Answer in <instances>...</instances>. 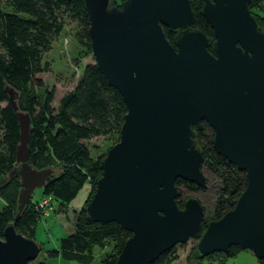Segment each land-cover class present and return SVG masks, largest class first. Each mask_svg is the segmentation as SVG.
I'll return each instance as SVG.
<instances>
[{"label": "water", "instance_id": "water-1", "mask_svg": "<svg viewBox=\"0 0 264 264\" xmlns=\"http://www.w3.org/2000/svg\"><path fill=\"white\" fill-rule=\"evenodd\" d=\"M88 19L89 52L125 107L117 141L100 160L85 203L90 222H114L129 235L112 264H150L176 244L195 239L198 258L230 246L264 259V31L249 0H201L213 40L191 27L188 0H79ZM163 27L174 33L172 43ZM211 45V50H208ZM18 128L16 214L52 169L29 165V116L5 87ZM204 120L214 151L244 172L231 209L202 226L194 196L175 202L179 178L203 187L201 151L193 138ZM40 249L6 224L0 264H28Z\"/></svg>", "mask_w": 264, "mask_h": 264}, {"label": "trees", "instance_id": "trees-1", "mask_svg": "<svg viewBox=\"0 0 264 264\" xmlns=\"http://www.w3.org/2000/svg\"><path fill=\"white\" fill-rule=\"evenodd\" d=\"M122 1L110 0V5L119 6ZM188 2L193 15L191 27L201 30L212 41L211 28L200 14L201 0ZM247 6L264 31V0H249ZM65 19L77 24V43L89 52L88 19L79 0H5L0 7V103H4L0 106V199L3 202L0 207V237L3 227L11 223L23 236L34 238L35 224L41 217V213L34 209L37 200L32 202L30 195L14 220L20 185L18 177L8 176V173L16 165L14 152L18 128L7 104L6 86L16 92L18 109L29 116L27 162L36 169L50 168L53 171L40 188L39 199L50 197L60 206L70 203L85 182L89 181L93 188V180L100 173L101 159L93 158L81 141L118 134L125 113L119 93L107 83L94 63L85 64L74 87L60 96L55 108L51 105L53 89L47 90L37 75L48 71V63L42 61V54L64 28ZM163 32L172 43L174 33L166 27H163ZM208 50H211V45ZM40 88L44 91L40 92ZM193 138L202 155L200 169L205 166L214 172L216 180L212 184L215 199L210 213L206 214L202 207L201 224L204 226L208 220L219 218L233 207L245 186V178L214 151L212 130L204 120L194 131ZM174 184L179 189L175 199L179 208L186 198L182 195L181 186L193 191L206 188V184L198 187L179 178L174 180ZM128 235L114 222L88 221L82 208L75 216L73 230L60 238L58 248L48 254L88 264L95 246L104 249L111 242V253L106 254L100 264H112ZM238 249L230 246L222 254L231 257ZM172 250L173 246L150 264H169L175 259L171 255ZM202 258H198L193 250L187 261ZM259 261L264 264V259Z\"/></svg>", "mask_w": 264, "mask_h": 264}, {"label": "rangeland", "instance_id": "rangeland-1", "mask_svg": "<svg viewBox=\"0 0 264 264\" xmlns=\"http://www.w3.org/2000/svg\"><path fill=\"white\" fill-rule=\"evenodd\" d=\"M4 2L5 0H0V7H2ZM76 31L77 24L65 19L64 28L42 54V61L47 62L49 68L47 72H43L37 76L41 79L47 90L53 89L51 105L54 108L57 106L60 96L74 87L80 77L82 67L87 63H94L91 54L77 43ZM43 91L44 89L40 88V92ZM3 104L1 102L0 106ZM117 137L118 134L112 133L108 136L91 137L82 140L81 143L89 150L93 158L98 157L102 159L107 149L117 141ZM200 170L206 179V188L193 191L181 186L183 189L182 195L183 197H196L199 203H201L204 212L209 214L215 199V193L212 188V184L216 181L215 174L205 166ZM240 174H244V172L240 171ZM93 188L89 181L85 182L82 189L78 191L81 194V198H77L76 194L71 202L65 206L54 203L53 211L48 212L45 216L40 215L41 217L36 222L34 228V239L39 243L40 249L36 258L30 263L43 261L46 264H82L73 260L51 256L48 252L57 249L59 239L65 237L73 230L75 216L90 198ZM30 195L32 202L38 200L41 196L40 188H35ZM2 204L3 202L0 199V207ZM111 244V242L108 243L104 249H99L95 246L92 251L93 258L88 264H100L101 259L106 254L111 253ZM195 244L196 240L189 238L184 243L174 245L171 255L173 254L175 259L170 261L169 264H191L193 261H189L191 262L189 263L187 257L194 250ZM194 262V264H260V261L248 249H238L235 251V255L231 257H225L221 252L212 253L204 256L202 259H196Z\"/></svg>", "mask_w": 264, "mask_h": 264}, {"label": "built area", "instance_id": "built-area-1", "mask_svg": "<svg viewBox=\"0 0 264 264\" xmlns=\"http://www.w3.org/2000/svg\"><path fill=\"white\" fill-rule=\"evenodd\" d=\"M54 203L50 197H41L34 203V209L45 216L48 212L53 211Z\"/></svg>", "mask_w": 264, "mask_h": 264}, {"label": "bare ground", "instance_id": "bare-ground-1", "mask_svg": "<svg viewBox=\"0 0 264 264\" xmlns=\"http://www.w3.org/2000/svg\"><path fill=\"white\" fill-rule=\"evenodd\" d=\"M206 180V179H205ZM205 184V183H204ZM77 198H81V194L80 193H78L77 194ZM76 201V200H75Z\"/></svg>", "mask_w": 264, "mask_h": 264}]
</instances>
